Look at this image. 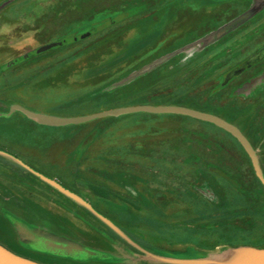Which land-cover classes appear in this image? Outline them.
<instances>
[{"label": "rangeland", "instance_id": "1", "mask_svg": "<svg viewBox=\"0 0 264 264\" xmlns=\"http://www.w3.org/2000/svg\"><path fill=\"white\" fill-rule=\"evenodd\" d=\"M262 49L264 0H0V147L57 168L115 225L0 155V240L44 264H217L264 249V189L223 129L176 114L65 126L7 116L14 104L63 117L104 111L149 68L153 87L136 98L162 95L243 122L264 162V57L241 67ZM97 183L109 198L92 193ZM13 220L98 256L33 250Z\"/></svg>", "mask_w": 264, "mask_h": 264}, {"label": "water", "instance_id": "2", "mask_svg": "<svg viewBox=\"0 0 264 264\" xmlns=\"http://www.w3.org/2000/svg\"><path fill=\"white\" fill-rule=\"evenodd\" d=\"M264 57V49H262L258 54L252 56L249 60L244 63V66L249 65L250 63L257 62ZM242 66V67H244ZM149 70L143 69L134 76L142 74L143 72ZM18 111L24 114L29 119L35 120L43 125L48 126H65L71 124H81L85 122H90L99 118L104 117H117L120 115L126 114H134V113H150V114H176V115H183L188 116L191 118H195L201 121H205L211 123L224 131L228 132L231 136H233L241 147L244 149L246 154L248 155L254 173L258 180L261 182L262 186L264 187V175L262 169L259 164V160L256 154L255 149L249 142V140L245 137V135L241 132V130L235 126L234 124L230 123L229 121L223 119L222 117L193 109L187 106L181 105H153V104H142V105H132V106H121L113 109L104 110L101 112H96L92 114L80 115V116H72V117H63V116H56V115H49L44 114L41 112H36L29 110L21 105L14 104L11 106L9 113ZM0 154L6 155L10 157L12 160L20 164L22 167L27 169L33 175L59 191L60 193L64 194L68 198L74 200L75 202L79 203L80 205L84 206L88 209L93 215H95L98 219H100L103 223L109 226L111 229H115V225L104 215L98 212L88 201L82 199L76 193L70 191L69 189L62 186L56 180L45 176L44 174L36 171L35 169L28 166L22 160L17 158L14 155L9 154L3 150H0ZM19 234L26 240L27 238L36 241L39 245L48 252L65 255V256H75V257H97L98 253L88 247H85L77 242L67 240L58 236H54L42 231L38 230H30L27 226L21 223L18 220H13ZM173 264H200L201 261L195 260H181V259H169L167 260ZM0 264H42L35 260L20 256L11 250L4 247L0 244ZM217 264H264V249H254L248 251H241L240 254L233 257L231 260L227 262H218Z\"/></svg>", "mask_w": 264, "mask_h": 264}, {"label": "trees", "instance_id": "3", "mask_svg": "<svg viewBox=\"0 0 264 264\" xmlns=\"http://www.w3.org/2000/svg\"><path fill=\"white\" fill-rule=\"evenodd\" d=\"M51 47H53V46H51ZM47 49L48 48H39L37 51L42 53V52H45V50H47ZM257 62H259V61H257ZM257 62L250 63L249 65H246V66H244V64H243L244 67H242V66L241 67L243 69H246V68L251 67L252 65L256 64ZM147 71L143 72L142 73L143 75L139 74V75L135 76V78H133L130 81L126 82V84L124 83L123 85H121L120 88L121 87H129L131 85H137L138 84V86H136L134 89H131L125 95L122 94V98L116 97L115 99H112L114 101V104L111 107L106 108V110L117 108V107H121V106L138 105V104H153V105L173 104V105L187 106V107H190V108H193V109H197V110H201V111H205V112H209V113L218 115V116L222 117L223 119L229 121L230 123L236 124V126L241 130V132L245 135V137L249 140V142L251 143V145L254 148V145H253L252 141L248 138L246 133L243 131L244 130L243 129V124H242L243 122H240V121L239 122H233L230 119H228L224 114L220 113L219 111L210 110L208 107L201 106V105H192V104H189L187 102L174 101L172 98H167L166 99L162 95L161 96L154 95V96H149V97L142 96V97H137L136 98V95H138V94H140V93H142L144 91H147L151 87H153V84H151V85H147L146 84L145 80L152 73V72H147ZM233 77L230 78L227 81V83L230 82L233 79ZM0 150H4V151H8V152L12 153L16 157H19L20 159H22L25 163H27L29 166H31L36 171L44 174L45 176H47L49 178L57 180V182H59L62 186H64L65 188L69 189L70 191L78 194L76 191H74V189L69 187V185L67 184L66 181H64L62 178H59L60 174L54 173L56 171H59L57 168H53V167H50V166H45L44 167V165L42 163H37L36 160L32 159L31 157L23 158L22 156H20V154L18 152H15L14 150L1 148V147H0ZM0 162L6 163L5 158L0 156ZM259 164H260V167H261L263 175H264V162L261 159H259ZM13 165L16 168H18L19 170H21L22 172L27 173L28 175L38 179L36 176H34L30 172L26 171L25 169H23L19 165H17V164H13ZM257 180H258V178H257ZM258 182L260 183L261 187L264 189V187L262 186L261 182L259 180H258ZM90 190L92 191V193L94 195H96L98 197H101V198H106L107 199L110 196L108 190L104 189L102 187V185L98 184V183L90 185ZM42 264H44V263H42Z\"/></svg>", "mask_w": 264, "mask_h": 264}, {"label": "flooded vegetation", "instance_id": "4", "mask_svg": "<svg viewBox=\"0 0 264 264\" xmlns=\"http://www.w3.org/2000/svg\"><path fill=\"white\" fill-rule=\"evenodd\" d=\"M4 151V150H3ZM5 152H8V151H5ZM9 154L13 155L12 153L8 152ZM0 155H3V154H0ZM3 156H6V155H3ZM15 156V155H14ZM19 158V157H17ZM20 159V158H19ZM22 160V159H20ZM23 161V160H22ZM24 162V161H23ZM17 165H19L20 167H22L20 164H18L17 162H15ZM25 163V162H24ZM27 164V163H26ZM28 165V164H27ZM29 166V165H28ZM31 167V166H30ZM23 169H25L24 167H22ZM32 168V167H31ZM26 171H28L27 169H25ZM29 172V171H28ZM31 173V172H30ZM32 174V173H31ZM35 176V175H34ZM14 224V222H13ZM15 226V224H14ZM16 228V226H15ZM30 230H32L31 228H29ZM26 241L29 243L28 245L30 246L31 249L33 250H40V251H45L40 245L39 243H37L36 241H32L30 239H26ZM0 244H2L4 247H6L7 249L11 250L12 252L20 255V256H23V257H26V258H29L25 253H23V251H20V250H16V249H12L10 246H8L4 241H1L0 240ZM28 246V247H29ZM30 259V258H29Z\"/></svg>", "mask_w": 264, "mask_h": 264}, {"label": "bare ground", "instance_id": "5", "mask_svg": "<svg viewBox=\"0 0 264 264\" xmlns=\"http://www.w3.org/2000/svg\"><path fill=\"white\" fill-rule=\"evenodd\" d=\"M238 254H240V252H231V253H229L227 256H225V259L227 260V261H229V260H231L233 257H235L236 255H238ZM226 262V261H225Z\"/></svg>", "mask_w": 264, "mask_h": 264}]
</instances>
